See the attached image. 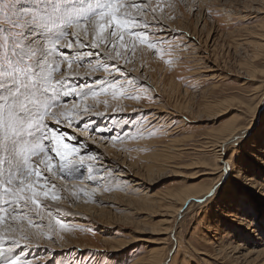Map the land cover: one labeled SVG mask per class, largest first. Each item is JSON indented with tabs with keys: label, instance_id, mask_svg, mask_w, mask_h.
<instances>
[{
	"label": "rangeland",
	"instance_id": "rangeland-1",
	"mask_svg": "<svg viewBox=\"0 0 264 264\" xmlns=\"http://www.w3.org/2000/svg\"><path fill=\"white\" fill-rule=\"evenodd\" d=\"M122 2L127 6L138 0ZM89 4L95 5L96 0H58V6L69 12ZM144 4L143 12L129 7L125 11L150 25L148 40L154 41V46L150 47L147 41L130 40L125 32L124 47L120 48L122 41L105 32L106 44L113 40L116 47L109 51V60H100L80 50L82 40L78 37L84 28L97 31L95 17L86 26L81 22V33L75 22H69L63 14L58 15L56 23H41L40 16L51 11L50 0H15L14 8H10V0H0V101L10 96L18 83L6 72L5 52L10 58L13 50L25 54V63L18 67L31 66L37 77L41 71L47 73L56 67L52 76L54 81L62 82L63 91L86 86L83 91L88 93L78 97L62 91L56 95L54 100L59 104L49 109L56 115L39 121V127L37 117L44 108L37 99L40 94L30 91L20 98L23 129L17 150L25 142H39L48 156L54 155L53 143L40 139L43 129L49 136L57 133L72 146L83 144L68 157L75 164H82L75 175L83 178H55L52 183L60 189L61 198L52 201L41 196L40 209L29 205L31 214L22 215L37 220H29L28 224L44 231L42 238L34 235L35 229L28 236L0 232L10 238L0 240L2 246L11 247L12 239L19 240L12 255L19 256L22 264H132L149 258L151 251L162 246V254L168 252L169 264H233L231 259L216 255L215 237L225 236L224 242H230L241 236L231 235L228 228L208 225L219 219L220 211L227 210L229 204L234 211L241 197L261 209L257 220L264 227V195L243 186L242 181L243 185L235 181L233 186L221 183L214 187V192L220 191L214 200H218L217 205L210 202L214 193L201 203L194 200L191 206L185 205L183 214L175 219L177 223L172 221L176 229L170 237L159 233L168 210L165 206L170 204L158 201L169 192L210 185L213 177L206 173V165H213L215 159L214 153L204 148L213 144L229 124H250L254 114L258 117H254L249 137L236 150L230 145L226 156L235 158L234 173L237 168L242 172H264V154L259 153L264 148V47L259 43L264 31V0H144ZM17 41L19 49L15 48ZM117 51L121 56H116ZM31 53L35 55L28 60ZM105 65L108 71L104 70ZM220 100L223 103L211 104ZM10 147L0 132V168L5 172L9 167L4 162L6 148ZM162 148L164 151H160ZM179 149L182 153L176 155ZM165 150L172 160L171 166L162 170L160 162ZM103 151L110 156L108 163L100 159ZM79 153L84 154L83 161ZM29 160L36 170H45L44 152L31 155ZM58 163V158L53 160V164ZM88 169H92L93 182L88 179ZM121 170L131 173L129 178H123L128 182L118 178ZM45 174L51 178L50 173ZM37 183V190L42 191L43 181ZM71 184L80 186L73 188ZM48 190H52L51 184ZM146 198L153 201L149 204ZM69 199L84 208L80 207V217L67 213ZM10 209L6 217L12 212ZM248 216L254 219L252 213ZM6 217L4 223L8 224ZM56 219L67 227L60 228ZM221 220L227 227L228 219L223 216ZM46 222L50 227L45 231L41 225ZM70 222H74L72 226ZM204 236L213 241L202 245ZM178 238L184 242L181 247L176 243ZM190 242L192 246L187 247ZM66 243L68 246L64 247ZM120 246L123 248L117 249Z\"/></svg>",
	"mask_w": 264,
	"mask_h": 264
},
{
	"label": "snow or ice",
	"instance_id": "snow-or-ice-1",
	"mask_svg": "<svg viewBox=\"0 0 264 264\" xmlns=\"http://www.w3.org/2000/svg\"><path fill=\"white\" fill-rule=\"evenodd\" d=\"M43 2V0H42ZM10 8H14L15 0H10ZM126 7L136 8L141 12L145 9L144 0H138L131 5H125L122 0H96V4H89L87 8L79 7L74 8L71 12L67 9H62L58 6V0H50L51 11H45L41 16V23H56L59 14H63V17L69 22L74 21L77 28L86 26L91 22L92 18L95 17V28L97 30V43H94L92 47H98L99 42L105 40L104 33L108 30V37L118 38L122 43L119 45L120 48L124 47V37L125 32L128 33L129 39H139L142 41H147L150 47L154 46V41L148 40L149 33L147 29L150 25L144 21L141 22L139 18H133L128 16L125 11ZM155 10L153 9V12ZM86 30V28H85ZM58 42V40H57ZM115 48V42L113 40L109 41ZM21 47L20 43L17 41L15 48L19 49ZM69 48L72 47L70 43ZM131 54V51H129ZM31 53L28 55V60H31ZM88 55H95L94 52H89ZM25 54L23 52H16L13 50L11 52V57L6 51L5 57L7 59L6 72L14 81H18L15 91L8 97H5L3 101H0V132L3 133L5 137V144L11 143L10 148H6V162L9 167L5 172L0 168V190L3 191V203L0 204V223H3L5 215L8 214V208L12 207L13 212L17 209L23 207L28 208L29 205H34L37 210L40 209L41 204L39 197H44L48 200L57 201L61 197L59 195L60 189L52 183L55 178L60 179H82V176L75 175L79 173L81 165H77L73 160H69L68 157L74 153H77V148L71 146L69 143L64 142V138L59 136L57 133L53 132L51 136L48 135L47 129H43L41 133V140L49 141L53 143L51 152L54 154L48 156L47 151L43 148L42 144L36 143H23L19 150H17V144L21 142V132L23 129V113L19 110L18 104L22 95L28 92H38L40 95L37 98L44 103L43 113L37 117L36 127H39V121H42L47 116H55V112H50L49 109L53 105H58L59 101H55L54 97L59 95L62 91V82L54 81L52 72L56 70L53 67L49 72L44 73L41 71L40 75L37 77L36 72L32 70L31 66L18 67V65L25 63ZM116 56H121L119 51L116 52ZM58 67V66H57ZM71 67V63H69ZM105 71H108V66L105 65ZM57 85H61L58 87ZM86 86H81L80 89L70 88L68 91H63L64 95H72L75 93L76 96H86L88 93L84 92L83 89ZM47 94H51L48 96ZM136 98V97H130ZM83 147V145L81 146ZM44 152L46 156L45 170H36L34 165L30 162L29 157L33 154H39ZM80 160L83 161L85 156L83 153H79ZM59 160L58 164H53V160ZM88 159H93V157H87ZM56 169L53 171V169ZM89 171V181H92V169ZM225 171L231 175L229 171V166L225 165ZM46 173L51 174V178L48 177ZM35 176L38 181H43L41 187L42 191H38L37 187L32 182H27L32 176ZM51 184V191L48 190V185ZM212 193H209L211 196ZM48 215L51 216L52 212L49 211ZM16 219V216L12 217ZM55 223L60 226V228L67 227L66 224L61 219H56ZM26 238V237H23ZM10 239L9 237L0 235V240ZM19 244V240L12 239L11 247L5 248L0 245V264H22L21 258L19 256H13L14 248Z\"/></svg>",
	"mask_w": 264,
	"mask_h": 264
},
{
	"label": "bare ground",
	"instance_id": "bare-ground-1",
	"mask_svg": "<svg viewBox=\"0 0 264 264\" xmlns=\"http://www.w3.org/2000/svg\"><path fill=\"white\" fill-rule=\"evenodd\" d=\"M93 22H95V20ZM81 28L82 27L78 28L79 31L83 32V30H84L85 32L84 33L81 32L83 36L78 35L79 39L82 40L80 50H82L83 52H84V50H86L85 54H87V56H89L90 58H93V59H95V58L99 59L100 58V60L101 59L104 60V58H107L109 60L108 53L110 50L113 51V45L110 42L108 44H106V42L103 41V42H99L98 47H92V45L94 43L98 42L97 41V31H94L92 33L88 29L85 30V28H84L83 30H81ZM105 32L108 34V31H105ZM163 32H164V27H163ZM76 34H77V31H76ZM165 34H167V33H165ZM260 36L263 37V38H260L262 40V41L260 40V42H259L260 46L264 47V31L262 33H260ZM93 38L95 39L94 41H93ZM82 51H80V52H82ZM89 52H94L95 55L90 56V55H88ZM66 54L69 56V53H66ZM77 54H79V53H77ZM249 68L251 69V67H249ZM251 73H249V74H251ZM257 93H259V92H257ZM222 101H227V99L222 100ZM222 101L220 100L217 102H212L211 104L212 105H218V104L223 103ZM228 102H231V100ZM253 108L254 109H252V110H255V112H257L256 107H253ZM254 117L256 119L258 117V114H254ZM254 117H253V119L250 118L251 122L248 125L245 124L242 126H238V123H237V125H235L234 123L229 124L222 131H220L221 133H219V135L217 137H215L216 141H213V144H211L210 146H207V148H204L205 149L204 151H207V150L212 151L214 153V159H215L213 165H209V164L206 165L207 169H209V171H207L206 173L213 177V178H211L212 182L210 183V185H208L206 188H204V187L202 188L201 186H195V188H193V186H191L188 189L186 188L185 190L178 192V193L177 192L174 193V191L169 192L167 196H164L161 199L159 197V199H160V200H158L159 202L161 200H166V201H169V204H170V205H167V207L165 206V208H167L168 210L166 211V213L164 214V218L162 219V223H163L162 227L163 228H161L159 230L160 234L169 235V237H170V234L172 233V231H174L176 229V227H174V224L172 223V221L174 222L175 219L177 221V218H179V216L183 214V207L187 204H189L191 206L194 203V200L201 203L202 200L207 199L209 197V193L211 192L212 194L214 193L213 194L214 197L210 200V202L212 205H214V204L217 205L218 200H216V202H214V200L219 198L218 194L220 193V191L216 190L214 192V187L220 185L221 183H223L226 186H233L234 183H236V182L238 183V182L242 181L244 183V185L241 182L239 183V185H243V186L247 187L248 189L250 188L253 191H255L256 193L259 192L258 194L261 193V196L264 195V178L262 177V176H264V172L260 171V170L252 169V170H254V172L251 175L252 170H248V171L246 170L247 172H242L241 169L237 168L236 171L239 174H237L236 172H235L236 173L235 174L234 170H233L234 166H235V162H234L235 158L233 156H230L229 158L226 156L227 150L230 149V148L228 149V147L230 145H233V150H236L235 147L237 145H240V143L242 141H245L243 139H246L247 137H249L250 131L252 129L251 126H252ZM234 119H237V118H234ZM232 121H233V119H232ZM248 142H250V138H249ZM252 142H254V141H252ZM81 144L76 147L78 150L82 148L81 146L83 144L82 145ZM223 146H224V148H223ZM110 147H111V145L109 144L108 148H110ZM84 148H85V146H84ZM163 149L164 148L160 149V151H164ZM166 151L167 150H165V154L162 153L163 157L161 156L162 159L160 162V167L162 166L161 167L162 170L171 166L169 163H170V159L172 160V155L170 153H169L170 155H167L168 153L166 154ZM104 152L105 151H103L102 153L99 152V153H101V154H99V155H101L100 159L102 161L105 160L104 162L107 161V163H108L109 161L107 159L110 156L106 155V153H104ZM176 153H177L176 155H179L180 153H182L181 149H179ZM259 153L264 154V148L259 149ZM176 155H175V157H176ZM259 159L263 160V158H260V157H259ZM100 163H102V162L100 161ZM262 163L264 165V160L262 161ZM225 165L229 166V171L231 172V175H229L228 172L225 171ZM163 166H166V167H163ZM35 168H36V166H35ZM130 174H128L124 170H121L120 174L117 176H119L118 178H120V180L125 183V182H128V180L123 179V178L124 177L129 178L131 176ZM256 174H258V176ZM260 175H262V176L260 177ZM134 177H137V176L135 175ZM29 181H31L32 183L38 184L37 183L38 181H35L34 177H31L29 179ZM134 181H136V180H134ZM69 186H70V184H69ZM74 186L77 188L78 186H80V184L79 185L78 184H71V187L75 188ZM134 186H137V184H134ZM78 190H80V189H78ZM85 193L87 194L88 192L86 191ZM68 197H69V195H68ZM142 199L144 200V198H142ZM146 200L149 202V200L147 198H146ZM150 200L153 201V199H150ZM241 200H243L244 202H241ZM241 200L238 202L237 207L234 211L231 210V207H232L231 204L228 205L227 210L223 209V211H220L219 219L217 218L216 221L212 220V224H209L208 227L214 224L213 227L216 226V229L222 228V227L225 229L228 228L231 235H234V236L239 235L243 238L235 236L236 238H234V237L232 238L233 241L224 242L226 239L225 236H221V237H215L214 236L216 239L215 241H218V243L214 242L215 248H216V250H214V251H215L216 255L219 257L231 259V261H232L231 263H233V264H238V263H242V264H264V237H263L264 236V227H262L261 224L259 223V221L257 220V218H258L257 215H258V213H260L261 209L257 205L253 204L252 202H250L248 199H246L244 197H241ZM152 201H150V202H152ZM150 202H149V204H150ZM66 203L68 204L66 206V208H69L67 211L68 214L74 215L77 217L81 216V214H82L81 210L84 208H82V206L80 204L76 203L72 199H69V201H67ZM145 206H146V204H145ZM10 208H12V207H9V209ZM10 210H12V209H10ZM21 210L26 211V212L19 214V212ZM239 212H240V214H238ZM9 213H10L9 217L5 216L6 219L8 218L7 222H9V223L5 224L4 223L5 221H3V223H0V232H4V231H9L11 233L14 232L13 234L16 233L14 235L15 237L17 236V234L19 236H21L22 235V234H20V232H21V233L28 236L29 233L35 229L34 235L36 237H37V235H40V238H42V235H43L42 232H44V231H41V229L36 228L35 226L31 227L28 224L29 220H32L33 222H35L37 220H34V218H24L22 216V215H26L27 213L29 215L31 214V212L29 211L28 208L21 207V208L17 209L16 212H13V210H12V212L10 211ZM251 213L253 214L254 219H251L248 216ZM13 216H16V219H13L12 218ZM223 216H225L228 219L227 222H229V224H227V227H226V224L221 223V221H223V220H221ZM19 217H23L24 219L19 220ZM203 221L204 220L202 219V222ZM74 222H80V221H74ZM74 222H70L69 226L70 225L72 226V224ZM171 223H172V225H171ZM30 224H31V222H30ZM49 225L50 224H48L46 222V223H43V225H41V226L43 227V230L46 231L47 229L49 230V227H50ZM1 234H3V233H1ZM9 236H10V234H9ZM204 237L206 238L205 239L206 242L204 240L203 241L204 244H202L204 246L210 244V243H207V241H209V242L213 241L211 238H208L206 236H204ZM165 239H167V238H165ZM244 239H245V241H244ZM168 240H169V238H168ZM150 242L153 243L154 241L150 240ZM176 243L179 244L178 246H180V247L182 245H184L183 240H181V239L179 240V238L176 241ZM191 244L192 243L190 242L189 246H187V247H191L192 246ZM245 245H247V246H245ZM67 246H68V244L66 243L64 247H67ZM3 247L8 248V246H3ZM162 247L156 248L153 251H151L152 255L150 257L148 256L149 258H146V259L140 258L139 260L137 259V261L133 262L132 264H167V263L169 264L168 254H167L168 252L166 253V255H165V253L162 254V251L165 249ZM121 248H123V246H120V248H117V249H121ZM15 249L16 248H14V250ZM25 254H27V253H25Z\"/></svg>",
	"mask_w": 264,
	"mask_h": 264
}]
</instances>
